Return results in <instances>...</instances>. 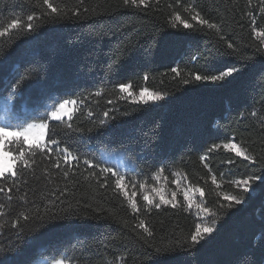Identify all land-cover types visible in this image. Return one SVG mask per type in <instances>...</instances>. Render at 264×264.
<instances>
[{"label":"trees","instance_id":"trees-1","mask_svg":"<svg viewBox=\"0 0 264 264\" xmlns=\"http://www.w3.org/2000/svg\"><path fill=\"white\" fill-rule=\"evenodd\" d=\"M64 2L69 8L76 4V0ZM192 2L205 18L216 23L224 21L225 38L244 53L239 61L219 55L209 64L192 61L191 56L198 51L211 49L215 53L216 47L226 45L217 44L219 37L214 31L186 30L182 25L172 28L171 9L167 5L175 0H159L158 4L153 0L145 10L124 8L120 0H85L79 16L69 12L65 19L46 18L37 22L35 32L0 39V52H7L6 58L0 57V101L8 96L24 69L35 70L24 86L23 99L14 101V113H34L21 118L22 121L39 122L32 118L39 117L44 104L52 103L53 98L59 101L88 97L71 121L72 130L61 122H51L61 146H69L81 159L78 168L73 164L75 175L70 173L64 180L57 169L50 167V161L37 157L36 175L41 176L45 169L52 175L51 183L39 182L44 194L43 199L37 196L35 203L42 210L48 208L58 213L59 218L25 233L20 253L0 251V260L11 256V264H36L42 258L66 255L74 258V264H264V184L256 181L254 192L242 193L241 204L220 208L218 200L229 201L222 195L218 197L217 192L239 190L226 182L215 189L208 169L199 159L213 144L228 139L249 147L254 155L264 151V129L259 126L264 122V56H254L255 48L243 47L250 43L258 45L251 36V19H256L258 29H264V13L260 12V0H252L251 7L247 0ZM19 3L21 0H0V9L5 4ZM84 8L90 10L85 12ZM92 8L96 11L92 12ZM182 18L190 21L183 12ZM233 65L242 67L241 72L235 78L215 83L185 85L180 77L173 79L175 73L171 72L172 67H178L187 78L189 71L212 68L215 74ZM120 83L132 84L136 92L147 87L165 96L148 104L119 100L112 90L118 92ZM100 89L105 90L102 96H89ZM89 110L92 117L87 116ZM105 111L109 112L108 117L103 116ZM253 111L255 116L251 115ZM100 120L105 123L101 125ZM77 128L81 131H75ZM113 150L122 151L135 163V171L123 173L129 186L131 182L155 186L152 175L163 168L161 177H166L168 183L180 176L188 186L203 187V202L218 213L216 231L207 243L160 254L144 244L137 235L141 230H133L138 221L124 198L111 188L99 189L94 179H85L90 171L99 169H88L82 160L87 158L106 166L99 152ZM207 157L206 162L218 180L220 173L229 168L233 176L228 179L261 172L259 165H248L223 148L207 153ZM228 159H236L237 163H224ZM65 188L67 194L60 195ZM53 190L56 195L46 194ZM135 190L136 199L143 206L137 185ZM29 196L32 198L31 193ZM182 200L177 197V208L161 205L147 215L155 236L150 243L172 246L183 239V234L195 230L199 221L193 212L179 206ZM5 231L0 230V249L14 243V237L5 235Z\"/></svg>","mask_w":264,"mask_h":264},{"label":"snow or ice","instance_id":"snow-or-ice-1","mask_svg":"<svg viewBox=\"0 0 264 264\" xmlns=\"http://www.w3.org/2000/svg\"><path fill=\"white\" fill-rule=\"evenodd\" d=\"M247 2L248 6L251 7L252 0H247ZM84 3L85 0H76L74 8H69L64 0H21L19 4H5L3 9H0V39H11L13 36L35 32L38 27L37 22L46 18L50 20L65 19L68 18L69 12L72 16H79V9ZM152 3L153 0H120V4L124 8L132 7L141 10L151 7ZM155 3L158 4L159 0H155ZM167 7L171 9L169 23L172 28L182 25L186 30L207 29L214 31L219 37L217 44L223 42L226 45V48L216 47L215 53L211 49L198 51L197 54L191 56L192 61L202 60L204 64H209L215 55L233 57L237 61L244 56L240 47L230 39L225 38L222 31L224 21L221 20V23H216L205 18L192 0H188V2L175 0L174 4L169 3ZM17 9H19V12H17ZM178 9H182V12L190 17L191 22L189 19L182 18V12ZM89 10V8H84L85 12ZM91 11L95 12L96 9L92 8ZM260 12L264 13V0H260ZM251 36L259 42L258 45L250 43L243 45V47L255 48L254 56H264V29H258L255 18L251 19ZM0 57L6 58L7 52H0ZM0 63H3V61L0 60ZM241 70L242 67L233 65L223 70H217L215 74H212V68H209L207 71H189L187 78H185L181 69L178 67L171 68V72L175 73L173 79L180 77L181 82L185 85L197 82H223L228 78H235V74L241 72ZM34 71L32 68L24 69L19 79L12 85L11 92L8 96L3 97L6 113L12 112L16 107L14 101L23 99L24 86L29 82ZM148 79L149 77L146 74L144 80L147 81ZM104 91V89H100L95 93H89V96L100 97ZM112 94H115L119 100L130 98L131 102L135 104L158 102L163 100L165 96L161 91L150 90L147 87H142L136 92L133 90V85L129 83H120L118 92L114 88ZM87 98H64L58 102L57 99L53 98L52 104L48 106V110L42 116L32 118L39 122L13 121L10 118L0 120V230H6L5 235L14 237L13 245L0 249V251L18 255L24 242L25 233H30L33 229L46 227L50 221L59 218L58 213L48 208L42 210L35 203V198L40 196L43 199L44 194L39 182L48 181L51 183L49 176L52 175L47 169L44 170L41 176L36 175L37 157L50 161V167L57 169L64 180L69 178L70 173L75 175L73 164L75 162L78 168L81 159L69 146H61V141L55 138L51 122H61L67 129L72 130L71 121L76 113L81 112V105ZM108 103H113V101L109 100ZM251 115L255 116L256 112L253 111ZM87 116L92 117L93 112L89 110ZM103 116L108 117L109 112L105 111ZM99 123L103 125L105 121L100 120ZM259 126L264 129V122H261ZM75 131H81V129L77 128ZM261 143L264 144V138L261 139ZM221 148L229 153H234L235 158L246 161L248 165H259L260 174L253 172L246 177L228 179L229 176H233L232 169L229 168L227 172L220 173L218 180L217 175L212 172L206 160L208 158L207 153H212ZM207 153L201 155L199 159L203 167L208 169L211 184L215 186V189H220L221 183L226 182L239 190L237 193L217 192L218 197L222 195L225 201H229L228 203H222L218 200L217 203H219L220 208L227 209L241 204L243 202L242 193L254 192L253 185L256 181L264 184V151L254 155L249 147L244 146L242 143H236L233 139H228L226 142L213 144L207 149ZM224 163L234 165L237 160L228 159ZM82 164L87 166L88 169H99L98 172L90 171L85 179H94L97 181L99 189L107 191L111 188L112 192L118 193L124 198L127 202V208L138 221L133 230H141L137 233L139 239L147 244L149 248H154L157 254L170 253L178 249L190 250L196 248L201 246L202 242L207 243L216 231L217 220L215 217L218 213L209 209L203 202L206 198L205 189L199 185L189 186L182 189L183 204L179 206L189 211L196 210V216L200 222L195 224V230L183 234V239L177 240L172 246L164 243H150L151 240L155 239V236L146 219L147 215L152 212L153 208L160 209L161 205H171L173 208H177V193L172 192L169 199L166 198L163 188L153 186L151 191L155 193V197H158L159 200V202H156L155 197L146 190L145 183H140L139 188L144 201L143 206H141L136 199L138 193L135 190V182H131L133 190L129 193L130 182L124 174L103 164H95L87 158L82 160ZM163 172V168L159 169L152 175V179L159 181ZM172 175L175 176L177 173L173 172ZM165 179L167 178L165 177ZM110 180L111 184L109 183ZM184 180H187V176L184 177ZM172 183L177 184L178 189L180 188L181 182L179 180H173ZM29 193H31L32 198H30ZM197 193H199L198 198ZM46 194L54 196L56 191H49ZM65 194H67V188L60 191V195ZM124 223L127 226V221H124ZM51 261L52 264H74V258L66 255L61 258L53 256ZM0 264H11V256L7 260H0Z\"/></svg>","mask_w":264,"mask_h":264},{"label":"rangeland","instance_id":"rangeland-1","mask_svg":"<svg viewBox=\"0 0 264 264\" xmlns=\"http://www.w3.org/2000/svg\"><path fill=\"white\" fill-rule=\"evenodd\" d=\"M127 100L131 101L130 98H128ZM149 103H155V102H149ZM51 104L52 103H49V102L44 104L43 111L41 113H39L38 116H42L45 113V111L48 110V106ZM22 111L24 112L25 110H22ZM26 113H28V114L22 115V114H19V112L14 113V111L6 113L4 101L3 100L0 101V120L10 118L13 121H22L21 118H26V117L29 118L30 116H32L34 114L31 111H26ZM52 122H57V121H52ZM99 158H100L101 162L106 165V167H111L114 171H119L121 174H123L126 171H135L136 170L135 163L133 162V160L130 158H127L123 154V152L120 150L100 151L99 152ZM175 180H179L181 182L179 189L177 188V184L172 183V181L168 183L165 179L160 177L159 181H156L155 186L154 185H146V190L149 192L150 195L155 197V193H153L151 191V188L153 186L158 187V188H163L165 190V193H166V198L170 199L172 192H176L177 197H179V200H182L181 199V197L183 198L182 189L188 188L189 186L183 182V180L180 178V176H177L175 178ZM139 184H140L139 182L135 183V185L138 186V190L140 191ZM132 190H133L132 187L129 186V188H128L129 193H131ZM196 196L198 198L199 193H197ZM140 197L142 198L141 191H140ZM155 199H156V202H159L158 197H155ZM190 211L193 212L196 216V210L195 209H192ZM197 219L199 221L198 217H197ZM36 264H52V261H51V259L42 258V259H39L36 262Z\"/></svg>","mask_w":264,"mask_h":264}]
</instances>
